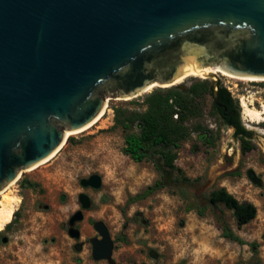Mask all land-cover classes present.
Instances as JSON below:
<instances>
[{
  "label": "water",
  "instance_id": "obj_1",
  "mask_svg": "<svg viewBox=\"0 0 264 264\" xmlns=\"http://www.w3.org/2000/svg\"><path fill=\"white\" fill-rule=\"evenodd\" d=\"M204 67L264 79V0H0V192L91 123L108 97L153 83L187 90L168 84ZM248 176L262 185L253 169ZM80 183L98 189L103 179L93 173ZM79 202L73 238L93 204L86 192ZM93 225V257L112 262L108 225Z\"/></svg>",
  "mask_w": 264,
  "mask_h": 264
},
{
  "label": "rangeland",
  "instance_id": "obj_2",
  "mask_svg": "<svg viewBox=\"0 0 264 264\" xmlns=\"http://www.w3.org/2000/svg\"><path fill=\"white\" fill-rule=\"evenodd\" d=\"M208 77H217L238 100L241 118L253 131L251 150L243 152L233 127L220 126L211 109L213 97L208 96L201 121L220 129L219 137L214 145H206L194 133L183 142L176 163L189 180L180 179L158 157L137 162L125 154V133L114 127L113 105L141 108L145 95L160 85L128 98L108 97L107 110L97 123L71 134L73 139L57 154L35 169L22 171L5 189L16 198L17 209L8 225H12L9 242L0 240V254L10 253L22 264H111L93 257L90 242L98 235L93 223L104 220L115 242L113 264H264V121L250 120L242 106L243 101L256 108L264 105V79H240L222 72ZM196 78L207 77L188 76L181 83L189 86ZM249 169L262 185L252 182ZM93 173L101 174L102 186L83 187L81 178ZM25 180L37 186L30 188ZM157 180L164 182L163 188L130 201ZM222 186L239 200L256 204L257 216L239 226L231 209L211 203L210 192ZM80 192L93 200L91 208L84 210V219L76 223L82 233L76 240L85 241L82 251L73 247L75 239L61 225L80 208ZM224 225L245 243L223 236Z\"/></svg>",
  "mask_w": 264,
  "mask_h": 264
},
{
  "label": "trees",
  "instance_id": "obj_3",
  "mask_svg": "<svg viewBox=\"0 0 264 264\" xmlns=\"http://www.w3.org/2000/svg\"><path fill=\"white\" fill-rule=\"evenodd\" d=\"M208 96L213 97L211 109L219 118L220 126L233 127L235 136L242 140L243 152L251 150L253 131L244 124L238 100L232 92L222 83H218L219 102L228 110H236L234 116H229L214 100L213 80L196 78L187 90L177 86L155 88L145 95L140 104L141 108L113 105L114 127L121 128L125 133L124 153L137 162L153 156L158 157L164 168L176 173L180 179L189 180L176 163L183 142L197 133L203 144L214 145L220 134V129L210 128L201 121L206 112ZM33 184L29 182V185ZM163 187L164 182L157 180L143 192L132 196L130 201L146 198ZM209 201L231 209L239 226L252 221L258 213L256 204L239 200L225 186L212 190ZM222 234L231 240L245 243L228 225L222 226ZM252 245L255 246L256 243L253 242Z\"/></svg>",
  "mask_w": 264,
  "mask_h": 264
},
{
  "label": "bare ground",
  "instance_id": "obj_4",
  "mask_svg": "<svg viewBox=\"0 0 264 264\" xmlns=\"http://www.w3.org/2000/svg\"><path fill=\"white\" fill-rule=\"evenodd\" d=\"M219 72H222L223 74L231 75V76H234V77H237L240 79H261V78L233 75V74L228 73V72H226L222 69H219V68L204 67V68H197V69L190 70V71L186 72L182 77H180L179 79L175 80L173 83H170L168 85H175V84L181 83L188 76H193V75L199 76V77L216 76V74ZM158 85H160V84L159 83H153L143 91L144 92L148 91V90H150V89H152ZM242 106L244 108V110H243L244 115L246 117L250 118V120L264 121V105L261 108H256V107L249 106L245 101H243ZM106 110H107V105L91 123H89L88 125H86L85 127L81 128L79 130L81 131V130L87 129V128L91 127L92 125H94L95 123H97L104 116ZM79 130L68 132L67 135L70 136L71 134H73L74 132H78ZM66 141L67 140H65L59 146V148L57 150H55L51 155H49L47 158H45L41 162L35 164L32 168H35L36 166L40 165L41 163H44L45 161H47L48 159L53 157L55 154H57V152L64 146ZM7 189H8V187H7ZM16 201H17L16 198L11 196L9 193H6L5 190L0 192V231L3 230L4 227L11 222L12 217L15 213V209H16L15 208Z\"/></svg>",
  "mask_w": 264,
  "mask_h": 264
},
{
  "label": "flooded vegetation",
  "instance_id": "obj_5",
  "mask_svg": "<svg viewBox=\"0 0 264 264\" xmlns=\"http://www.w3.org/2000/svg\"><path fill=\"white\" fill-rule=\"evenodd\" d=\"M226 113H227V115H229V116H234L235 114H236V110L235 109H233V110H228V108H227V110L225 111ZM35 169V168H34ZM34 169H30V170H34ZM28 170V169H27ZM21 175V174H20ZM20 175H19V177H20ZM19 177H18V179H19ZM17 179V180H18ZM16 180V181H17ZM15 181V182H16ZM14 182V183H15ZM29 182H33V181H31V180H25V184H26V186H28V187H30V188H32V187H35V186H37V183H35V182H33L34 184L33 185H29ZM87 188H93V187H87ZM81 193V192H80ZM87 193V192H86ZM64 196V199L62 198ZM66 199V195L65 194H62L61 195V200H65ZM19 201H21L20 199H19ZM78 202H79V194H78ZM79 205H80V208H78V209H76L70 216H69V218H68V221L67 222H63L61 225L63 226V227H65L67 230H68V232H69V228H70V225H69V220H70V218H71V216L75 213V212H77L78 210H80V209H82V206H81V204H80V202H79ZM49 206L48 205H46L45 206V208H48ZM17 209V208H16ZM16 212V211H15ZM14 217V216H13ZM13 220V219H12ZM12 220H11V222H12ZM10 222V223H11ZM79 222V221H78ZM9 223V224H10ZM6 226H7V228H6ZM5 226V230H4V232H2L1 234H0V240L4 243V244H7L8 242H9V237L7 236V233H8V230L11 228V226H8V224ZM75 227L76 228H78L77 227V225L75 224ZM79 229V228H78ZM2 230V231H3ZM80 230V229H79ZM80 232H81V230H80ZM71 236V235H70ZM81 237H82V233H81V236L79 237V238H74L75 239V242L73 243V247L76 249V250H78L77 248H76V245L77 244H79V243H81L82 244V249L81 250H78V251H82L83 250V247H84V245H85V241H78V240H80L81 239ZM94 237H100V235H99V233H98V235L97 236H94ZM73 238V237H72ZM93 237H91L90 238V242H91V239H92ZM76 239H78V240H76ZM17 250H13L12 252H16ZM11 254L10 253H5V252H2L1 254H0V264H22L21 263V261L19 260V259H11L9 256H10ZM111 264H113L112 262H110Z\"/></svg>",
  "mask_w": 264,
  "mask_h": 264
},
{
  "label": "built area",
  "instance_id": "obj_6",
  "mask_svg": "<svg viewBox=\"0 0 264 264\" xmlns=\"http://www.w3.org/2000/svg\"><path fill=\"white\" fill-rule=\"evenodd\" d=\"M177 117V115H175Z\"/></svg>",
  "mask_w": 264,
  "mask_h": 264
}]
</instances>
